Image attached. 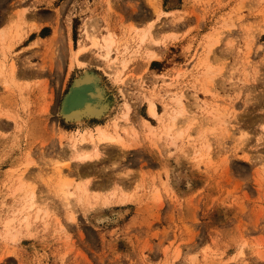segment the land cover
I'll list each match as a JSON object with an SVG mask.
<instances>
[{"label": "rangeland", "instance_id": "obj_1", "mask_svg": "<svg viewBox=\"0 0 264 264\" xmlns=\"http://www.w3.org/2000/svg\"><path fill=\"white\" fill-rule=\"evenodd\" d=\"M0 29V264H264V0H0ZM85 32L115 44L72 70ZM84 71L106 110L78 124ZM97 124L124 140L81 164Z\"/></svg>", "mask_w": 264, "mask_h": 264}, {"label": "bare ground", "instance_id": "obj_2", "mask_svg": "<svg viewBox=\"0 0 264 264\" xmlns=\"http://www.w3.org/2000/svg\"><path fill=\"white\" fill-rule=\"evenodd\" d=\"M160 18V17H159ZM14 21V20H13ZM9 23V22H8ZM11 25V24H10ZM8 26V25H7ZM17 26V25H16ZM150 26V25H149ZM27 27V26H26ZM152 27V26H151ZM10 28V27H9ZM18 28V27H16ZM1 30V29H0ZM10 30V29H9ZM15 30V29H14ZM17 30V29H16ZM4 30H2L3 32ZM8 31V30H7ZM138 31V30H137ZM1 32V33H2ZM148 32V31H147ZM7 32H5L6 34ZM10 33V32H9ZM111 33V32H110ZM150 33V32H149ZM146 35V33H144ZM1 35V34H0ZM4 35V33H3ZM2 35V36H3ZM145 35H143V38L146 37ZM9 36V35H8ZM1 37V36H0ZM7 37V36H6ZM6 37L4 39H6ZM11 37V36H9ZM98 37V36H97ZM95 35L93 34H89L88 32H85V38L86 41L85 42H89V46H86V43H83V41L81 40V43L79 44V47L74 50L73 52L71 51V59L72 62H70L71 64H77L79 67H83L84 63H82L80 61V57L81 55L85 54L89 48H96L97 50H105V54L110 55L109 51L111 50V48L113 47V45L115 44V40L114 37L112 36V34H108L103 36L101 39L97 38ZM2 38V40H4ZM20 39V38H19ZM11 40V39H10ZM143 42V41H142ZM154 42V41H153ZM152 42V43H153ZM1 43V42H0ZM2 44V43H1ZM9 44V43H7ZM70 44V43H69ZM157 44V43H156ZM11 45V44H9ZM2 46V45H1ZM0 46V47H1ZM5 48V47H4ZM4 50V49H3ZM212 50V49H211ZM107 51V52H106ZM211 52V51H210ZM151 54V53H149ZM86 55V54H85ZM105 56V55H104ZM103 56V57H104ZM6 57V55H5ZM151 58H158V55H151ZM5 59V58H4ZM3 61V60H1ZM124 63V62H123ZM4 64V61L3 63ZM111 64V63H110ZM115 65V64H113ZM3 66V65H2ZM13 66V65H12ZM4 67V66H3ZM14 67V66H13ZM111 67V66H110ZM5 69V68H3ZM12 69H16V68H12ZM11 70V69H10ZM0 71L2 72V69L0 68ZM14 71V70H13ZM0 72V74H1ZM85 73L83 75L80 76V78L76 79V81L74 82L73 86L70 88V90L68 91L67 95L65 96L64 99V105H63V111L62 114L63 116L67 119V120H74L76 122H78V124H80L82 122V118L84 116H88V117H95V118H100L101 115L103 114L104 110H106V106H101L99 104V100L103 99V90L98 86H94V82L99 80L98 75H94L93 73H88L86 71H84ZM4 73V72H3ZM4 75V74H3ZM5 75H6V71H5ZM15 75V73H14ZM11 76V75H10ZM5 77V76H3ZM11 78V77H10ZM13 79V78H12ZM210 79V78H209ZM5 80L7 81V79L5 78ZM16 81V80H15ZM11 82V81H9ZM16 83V82H15ZM12 84V83H11ZM6 88L8 86H5ZM13 87V86H12ZM18 89V88H17ZM149 98V97H148ZM180 101V100H179ZM180 103V102H179ZM181 104V103H180ZM179 104V105H180ZM183 104V103H182ZM177 105V106H179ZM183 106V105H182ZM171 107V106H170ZM129 107H127L128 109ZM178 108V107H177ZM181 108V106H180ZM185 108V107H184ZM130 109V108H129ZM128 109V111H129ZM182 110L180 111V109L177 111V116L181 115L183 112V108H181ZM185 110V109H184ZM147 112L148 114L153 117V118H158L162 115L157 111L156 108V104L155 102L149 98L147 100ZM171 112V111H170ZM186 112V111H185ZM130 113V111H129ZM129 113H126L124 118L126 120H128L129 118ZM176 115V114H174ZM7 116V115H6ZM175 116H172V118L174 119ZM13 119V118H12ZM176 119V118H175ZM180 119V118H179ZM177 120V119H176ZM175 120V121H176ZM179 121V120H178ZM146 125H149L148 122L145 120L144 121ZM117 125V124H116ZM115 126V125H114ZM150 126V125H149ZM116 128V127H114ZM125 128V127H124ZM128 128V127H127ZM152 128V127H151ZM166 128V127H165ZM171 128V127H170ZM173 128V127H172ZM81 129V128H80ZM77 129L74 131V134L71 136L70 138V143L69 146L71 147L70 149L73 151V157L76 159V161H78L81 164H85L87 161L89 160H93L94 158H98L100 152V149L98 148V144L104 142L106 143L105 145L108 144H114V145H121L124 138L119 137L118 135H115L113 133H110L106 130V127L104 125L101 124H97L93 129L91 128H86L84 130H80ZM174 129V128H173ZM127 130V129H126ZM165 132V131H164ZM170 132V131H168ZM115 133V131H114ZM117 133V131H116ZM154 134V133H153ZM168 136V134H166ZM128 136V135H127ZM130 136V135H129ZM154 137V136H153ZM122 138V139H121ZM166 139V138H165ZM177 139V138H176ZM208 140V139H207ZM83 142H87V143H91L92 145V153L85 151V152H80L81 149L84 150V148H80L79 146H82ZM103 143V144H104ZM209 143V142H208ZM68 144V143H67ZM86 144V143H85ZM210 144V143H209ZM88 145V144H87ZM90 146V144H89ZM104 148V145H102ZM69 148V147H68ZM71 151V152H72ZM72 154V153H71ZM70 155V154H69ZM70 158V157H69ZM78 164V163H76ZM68 165V164H67ZM80 167V166H79ZM57 170V169H56ZM88 183V182H87ZM85 186L87 185H77L76 190L79 192H86L87 190H85ZM88 187V186H87ZM86 187V188H87ZM116 187V186H115ZM57 188V187H56ZM67 188H68V184H67ZM67 188L65 189V183H62L60 186V193L64 192L65 190L67 191ZM121 188V187H120ZM53 189V188H52ZM55 190V189H54ZM57 191V193L59 192ZM71 192V191H70ZM75 192V191H74ZM58 193V194H60ZM72 193V192H71ZM71 193L69 194V196L71 195ZM66 194V193H65ZM63 195V194H61ZM68 195V194H67ZM73 195V194H72ZM66 196V195H65ZM83 197V196H82ZM29 198V197H28ZM32 197H30L31 199ZM64 198V195H63ZM79 198V197H78ZM81 198V197H80ZM29 199V200H30ZM33 199V198H32ZM77 199V198H76ZM27 200V199H26ZM66 200V199H65ZM34 201V200H33ZM27 204V202H25ZM30 203V202H29ZM32 205V204H31ZM30 207V206H29ZM28 207V208H29ZM25 208V207H24Z\"/></svg>", "mask_w": 264, "mask_h": 264}, {"label": "crops", "instance_id": "obj_3", "mask_svg": "<svg viewBox=\"0 0 264 264\" xmlns=\"http://www.w3.org/2000/svg\"><path fill=\"white\" fill-rule=\"evenodd\" d=\"M40 30L41 29H39V30H35V31H29L28 33H27V35L23 38V41L24 40H26L28 43H29V45H28V50L29 51H31L34 47V43L36 42V41H38V40H40V41H42V40H44L40 35H39V32H40ZM31 35H34L33 36V38L30 40L29 39V37L31 36ZM17 46L18 45H15L14 46V49L15 48H17ZM25 48V47H24ZM86 54V55H85ZM85 54H83L81 57H80V60L82 61V62H84L85 64L87 63L86 62V60L89 58V55H87V53H85ZM21 67L22 66H20V70L19 71H22L21 70ZM137 68H136V72H141V73H144V71H146L145 73H148V71H150V67H146L145 65H142V64H138L137 66H136ZM84 67H77L76 65H74L73 66V69L72 70H75V69H83ZM22 73H23V71H22ZM38 75V73H35V75H34V77H36ZM19 79H18V81H19V84L20 85H23V87H24V89L27 87V88H29V91L30 92H32V97H34V98H37L38 100H39V98L42 96V91L40 90V87H38V86H36L37 85V79H33V80H28V79H26L25 77H28L27 75H20L19 74ZM24 79V80H23ZM143 79H144V77H143ZM20 87H22V86H20ZM144 105V103L143 102H141V103H139V109H138V116H133L132 117V121H133V125H134V127H136V128H138L139 130L141 129V128H144L143 126V123H142V116H141V114H140V112H139V110L141 109V106H143ZM151 117V116H150ZM153 118V117H152ZM127 142H128V139H125ZM88 143H83V145L81 146L82 148H84V149H87V151L91 148V144H90V146H89V144L87 145ZM101 144V143H100ZM103 144V143H102ZM116 149H122L121 147H117Z\"/></svg>", "mask_w": 264, "mask_h": 264}]
</instances>
